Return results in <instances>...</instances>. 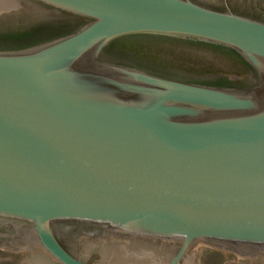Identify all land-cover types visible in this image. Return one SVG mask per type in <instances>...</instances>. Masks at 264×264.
Here are the masks:
<instances>
[{"label":"water","instance_id":"95a60500","mask_svg":"<svg viewBox=\"0 0 264 264\" xmlns=\"http://www.w3.org/2000/svg\"><path fill=\"white\" fill-rule=\"evenodd\" d=\"M32 1L84 22L0 39V264H200L210 248L264 264V20L192 0ZM142 36L217 46L250 77L111 52Z\"/></svg>","mask_w":264,"mask_h":264},{"label":"flooded vegetation","instance_id":"af4514ba","mask_svg":"<svg viewBox=\"0 0 264 264\" xmlns=\"http://www.w3.org/2000/svg\"><path fill=\"white\" fill-rule=\"evenodd\" d=\"M9 1L6 5L0 4V39L30 38L63 31L84 22L76 16L32 0ZM192 1L215 10H230L264 20V0ZM111 52L157 70L197 80L235 82L247 80L251 74L249 66L233 53L191 40L134 37L118 41L112 45ZM146 248L149 247L146 245Z\"/></svg>","mask_w":264,"mask_h":264},{"label":"rangeland","instance_id":"374dc122","mask_svg":"<svg viewBox=\"0 0 264 264\" xmlns=\"http://www.w3.org/2000/svg\"><path fill=\"white\" fill-rule=\"evenodd\" d=\"M239 255L236 253L218 250L215 248L202 250L200 257V264H228V263H239Z\"/></svg>","mask_w":264,"mask_h":264}]
</instances>
